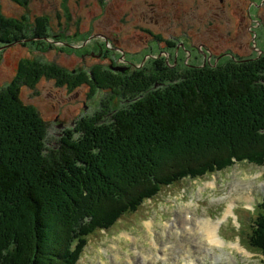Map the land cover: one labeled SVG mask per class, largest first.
<instances>
[{
  "label": "trees",
  "instance_id": "trees-1",
  "mask_svg": "<svg viewBox=\"0 0 264 264\" xmlns=\"http://www.w3.org/2000/svg\"><path fill=\"white\" fill-rule=\"evenodd\" d=\"M3 18L8 20L0 23V40L7 44L22 38V19L6 18L0 11V22ZM25 22L33 32L37 20ZM157 64L153 61L151 72L160 77L165 70L160 73ZM225 64L184 67L178 73L168 68L171 76L161 79L131 77L122 96L117 85H106L95 72V80L68 73L71 80L58 66L19 62L14 78L23 80L0 91V264H78L93 234L109 231L164 188L237 162L263 167L264 56ZM105 73L113 81L109 68ZM41 78L73 89L88 86L90 97L97 90L117 92L109 103L112 116L83 119L75 127L76 139L70 135L57 148L46 147L49 122L20 97L21 88H32ZM178 154L180 167L171 162ZM160 160L168 163L162 171ZM53 193L56 197L48 200ZM64 198L69 210L58 219L69 227L61 224L50 236L42 231L47 206ZM258 207L249 242L264 264V200Z\"/></svg>",
  "mask_w": 264,
  "mask_h": 264
},
{
  "label": "rangeland",
  "instance_id": "rangeland-1",
  "mask_svg": "<svg viewBox=\"0 0 264 264\" xmlns=\"http://www.w3.org/2000/svg\"><path fill=\"white\" fill-rule=\"evenodd\" d=\"M7 1L5 14L24 16L18 26L26 29L29 26L25 21L35 24L37 20L32 35L35 32L42 36L31 35L27 42L0 44V91L23 80L14 78L16 66L22 61L58 66L61 73H67L62 76L71 80L70 75L76 74L95 80V72L106 85H117L122 95L124 90L129 91L123 88L129 86L127 81L131 77H159L151 72L155 60L160 73L165 70L161 79L171 76L167 74L168 68L178 73L184 67H219L264 56L250 48L244 12L236 6L237 0H224L222 5L220 0H131L134 11L128 22L119 19L124 9L120 8L121 0H20L28 1L26 9H20L14 0ZM144 15H154L158 23L140 22ZM146 29L156 35L154 42L150 41L153 48L148 51ZM258 33L263 34L264 41V30ZM165 47L168 53L163 51ZM108 68L114 75L113 81L105 73ZM112 94L97 90L90 97L87 86L68 88L50 78H41L34 87L20 91L24 103L36 107L49 122L48 148H57L70 135L76 139L79 135L75 127L83 119L93 120L102 114L111 117L113 113L108 108ZM213 149L224 148L215 145ZM176 157L171 162L182 166L179 154ZM167 164L160 160L157 166L162 171ZM54 197L56 193L46 198ZM67 200L59 201L62 209L55 200L47 206L42 231L52 236L60 231L59 225L69 227L58 219L67 208L63 203ZM263 200L264 166L237 162L201 179L184 180L164 188L158 197L148 200L138 212L123 217L109 231L93 234L78 264H262L263 258L250 246L249 237ZM188 219L197 222L191 229L196 235L186 234L185 222L187 227L191 226ZM200 220L201 224L212 221L209 223L216 225L223 243L206 241L199 228Z\"/></svg>",
  "mask_w": 264,
  "mask_h": 264
},
{
  "label": "flooded vegetation",
  "instance_id": "flooded-vegetation-1",
  "mask_svg": "<svg viewBox=\"0 0 264 264\" xmlns=\"http://www.w3.org/2000/svg\"><path fill=\"white\" fill-rule=\"evenodd\" d=\"M2 1H4L5 4L2 3ZM215 1L217 2V0H215ZM223 1L224 0H220V4L223 3ZM237 1H238V4L236 6L241 11L244 12V23L246 25L245 26V29H246L245 33L247 34V40H248V43L250 44V48L251 49L253 48L259 54H264V41H262L263 34L259 36V33H258V31L260 29L264 30V0H237ZM14 2L20 7V9H26L25 8L27 6L26 4H28V1L22 2L20 0H14ZM131 2H132L131 0H121L120 8H124L123 12L120 13L121 16L119 19L121 22H128V20L130 21V19L133 18L134 7L132 6ZM8 4H9V2L7 0H0V11L1 12L3 11L2 14L4 15V17L9 18V19H16V20L22 19L23 20L24 16H22V15L17 16V15H12V14L11 15L5 14L4 11L7 10V7L9 6ZM150 5H152V8H154V4H150ZM224 7L226 10L225 5H224ZM153 11H154V9H153ZM146 14L147 15L150 14V11H148ZM138 17H140V14L138 15ZM1 20L2 21L0 23L7 24L8 19L3 18ZM139 21L144 23V24L145 23H152V24L158 23V20H156L154 15H151L149 17L144 15L141 17V19L139 18ZM2 25H4V24H2ZM4 26H6V25H4ZM21 28L26 30V32H24V34H26V35L22 36L21 40L20 39L16 40L15 41L16 43H20L23 41L27 42V40H29V37H31L32 32L29 33L28 29H26L24 27H21ZM144 32H146L148 34V36H147L148 41L145 44V49L148 51L151 48H153L152 45L150 44V41L152 42L153 40H155L156 35H154V32L150 29H146V30H144ZM0 44L3 46L4 42L0 40ZM168 50L169 49L166 47L163 49V51H165L166 53H168ZM254 50H252V51H254ZM209 52L212 53L211 51H209ZM18 64L16 66V72L18 70ZM88 98H89V96H88Z\"/></svg>",
  "mask_w": 264,
  "mask_h": 264
},
{
  "label": "bare ground",
  "instance_id": "bare-ground-1",
  "mask_svg": "<svg viewBox=\"0 0 264 264\" xmlns=\"http://www.w3.org/2000/svg\"><path fill=\"white\" fill-rule=\"evenodd\" d=\"M188 220L191 222V226L187 227L186 226L187 223L185 222V228H184L185 232L188 231V232H186V234H188V235L189 234H194L193 231H191V229L194 226V224L197 223V222L191 221L190 219H188ZM197 220H199V219H197ZM189 221H187V222H189ZM200 222H202V221L201 220L199 221V228L202 230L201 233L205 234L206 238L205 237L204 238L206 239V241L223 243L222 240L220 239L219 235L216 232V229H217L216 225L213 226L211 223H209V222H212V221H207L206 220V222H204L202 224ZM194 235H196V234H194ZM192 264H194V263H192Z\"/></svg>",
  "mask_w": 264,
  "mask_h": 264
}]
</instances>
